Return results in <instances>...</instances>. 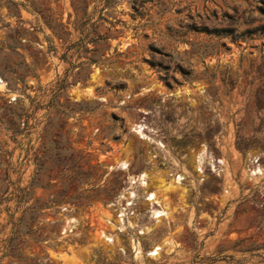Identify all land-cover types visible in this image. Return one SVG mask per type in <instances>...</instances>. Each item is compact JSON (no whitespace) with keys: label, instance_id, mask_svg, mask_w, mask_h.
Wrapping results in <instances>:
<instances>
[{"label":"rangeland","instance_id":"1","mask_svg":"<svg viewBox=\"0 0 264 264\" xmlns=\"http://www.w3.org/2000/svg\"><path fill=\"white\" fill-rule=\"evenodd\" d=\"M0 82V264H264V0H0Z\"/></svg>","mask_w":264,"mask_h":264},{"label":"bare ground","instance_id":"2","mask_svg":"<svg viewBox=\"0 0 264 264\" xmlns=\"http://www.w3.org/2000/svg\"><path fill=\"white\" fill-rule=\"evenodd\" d=\"M1 82H2V81H1ZM1 82H0V83H1ZM204 154H205V153H204ZM201 156H202V155H201ZM122 167H123V168L126 167V164H122ZM258 171H259V170H258ZM259 172H260V171H259ZM259 172L255 171L254 174H257V173H259ZM144 178H145V177H144ZM176 179H177V178H176ZM176 179H175V180H176ZM183 180H184V178L179 177V178H178V184L181 183V181H183ZM140 181H142L141 178H140ZM140 181H139V182H140ZM143 184H144V183H143ZM145 185H146V183H145ZM150 199H151V200H156V199H157L156 194H152ZM155 204H156V203H155ZM153 205H154V204H153ZM152 207L155 208L154 206H152ZM159 210H160V209H159ZM163 210H164V209H163ZM159 215H161V213H159ZM164 216H166V215H164ZM156 218H157V217H156ZM159 250H160V249H159Z\"/></svg>","mask_w":264,"mask_h":264}]
</instances>
